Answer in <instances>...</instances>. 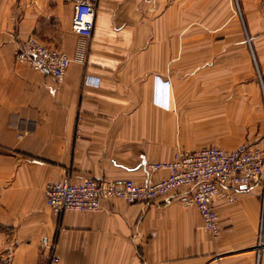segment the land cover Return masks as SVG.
<instances>
[{"label":"crops","instance_id":"crops-1","mask_svg":"<svg viewBox=\"0 0 264 264\" xmlns=\"http://www.w3.org/2000/svg\"><path fill=\"white\" fill-rule=\"evenodd\" d=\"M95 3L86 37L72 0H0V264H264L261 181L212 199L215 236L174 194L46 203L65 176L146 183L166 172L146 164L175 152L264 147V0ZM30 35L66 52L63 81L16 61ZM207 102L231 108L223 136L205 129Z\"/></svg>","mask_w":264,"mask_h":264},{"label":"built area","instance_id":"built-area-1","mask_svg":"<svg viewBox=\"0 0 264 264\" xmlns=\"http://www.w3.org/2000/svg\"><path fill=\"white\" fill-rule=\"evenodd\" d=\"M71 30L89 37L93 30L95 0H72ZM18 63L63 81L70 59L66 52L28 36L17 49ZM151 170L166 172L158 179L138 183L131 178L96 179L69 176L49 181L45 187L46 203L56 211H95L103 199L120 198L126 202H150L162 196L175 195L184 205L196 207L201 227L212 236L219 227L212 199L220 196L234 200L233 190L249 186L264 178V147L241 143L231 149L206 145L189 152H175L166 161L146 164ZM46 243L47 238L42 237ZM57 260V257H53Z\"/></svg>","mask_w":264,"mask_h":264},{"label":"rangeland","instance_id":"rangeland-1","mask_svg":"<svg viewBox=\"0 0 264 264\" xmlns=\"http://www.w3.org/2000/svg\"><path fill=\"white\" fill-rule=\"evenodd\" d=\"M231 1H232V5H233V3H235V0H231ZM234 7H235V4H234L233 8ZM238 26H239L238 27L239 33L243 32L245 26L239 25V24H238ZM227 28L229 30V26ZM259 30H260V33H262L264 31L263 29H261V25H260V28H259V25L257 26V29L254 31V35L259 33ZM262 35H264V34H262ZM258 37H260V36L258 35ZM44 43L48 44V42H44ZM259 48L261 49L263 47H259ZM224 59L228 60L229 58H223V60ZM258 77L263 79L262 74L260 72H259V74H256V70H255V73H254L255 81H258V79H259ZM190 107H191L192 112H195V113L198 112V106H190ZM203 115H204L205 129L207 131H213V130L221 131V136H223V134H224L223 131L227 130V126L231 124V120L229 119L231 117V108L229 109V106H227V105L215 106V105H212V103L207 102V105L205 106V110H204ZM239 144H241V143H239ZM237 145H235L234 147H236ZM215 146H217V145H215ZM260 181L264 182V178Z\"/></svg>","mask_w":264,"mask_h":264}]
</instances>
